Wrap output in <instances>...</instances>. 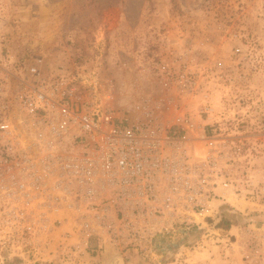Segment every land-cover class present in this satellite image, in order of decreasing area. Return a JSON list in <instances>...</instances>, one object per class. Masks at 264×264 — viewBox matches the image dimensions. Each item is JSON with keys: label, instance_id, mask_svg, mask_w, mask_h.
<instances>
[{"label": "built area", "instance_id": "obj_1", "mask_svg": "<svg viewBox=\"0 0 264 264\" xmlns=\"http://www.w3.org/2000/svg\"><path fill=\"white\" fill-rule=\"evenodd\" d=\"M41 63L16 84L0 74V253L72 257L94 237L95 252L155 254L249 185L251 103L204 90L198 130L186 135L184 116L171 125L116 117Z\"/></svg>", "mask_w": 264, "mask_h": 264}, {"label": "rangeland", "instance_id": "obj_2", "mask_svg": "<svg viewBox=\"0 0 264 264\" xmlns=\"http://www.w3.org/2000/svg\"><path fill=\"white\" fill-rule=\"evenodd\" d=\"M38 56L41 71L65 73L81 100L128 120L171 125L184 116L193 124L178 123L186 135L198 130L204 90L251 103L249 185L213 201L155 254L95 252L91 237L76 256L2 251L0 264H108L111 248L125 264H264V180L253 176L264 160V0H0V74L16 84ZM222 210L234 222L228 229L215 226Z\"/></svg>", "mask_w": 264, "mask_h": 264}, {"label": "trees", "instance_id": "obj_3", "mask_svg": "<svg viewBox=\"0 0 264 264\" xmlns=\"http://www.w3.org/2000/svg\"><path fill=\"white\" fill-rule=\"evenodd\" d=\"M234 222L230 219V214L226 213L224 210L221 211L220 219L215 224L218 228L228 229ZM43 264H50V263H43Z\"/></svg>", "mask_w": 264, "mask_h": 264}, {"label": "water", "instance_id": "obj_4", "mask_svg": "<svg viewBox=\"0 0 264 264\" xmlns=\"http://www.w3.org/2000/svg\"><path fill=\"white\" fill-rule=\"evenodd\" d=\"M104 252L106 253L107 250L105 249ZM110 254V257L107 259L108 264H125L123 256L117 248H111Z\"/></svg>", "mask_w": 264, "mask_h": 264}, {"label": "crops", "instance_id": "obj_5", "mask_svg": "<svg viewBox=\"0 0 264 264\" xmlns=\"http://www.w3.org/2000/svg\"><path fill=\"white\" fill-rule=\"evenodd\" d=\"M253 176L256 179L260 180L262 178V180H264V160H262L260 164H258V167H255L253 169Z\"/></svg>", "mask_w": 264, "mask_h": 264}]
</instances>
